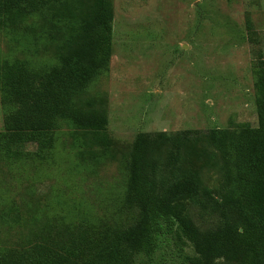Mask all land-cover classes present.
Instances as JSON below:
<instances>
[{
  "label": "rangeland",
  "instance_id": "374dc122",
  "mask_svg": "<svg viewBox=\"0 0 264 264\" xmlns=\"http://www.w3.org/2000/svg\"><path fill=\"white\" fill-rule=\"evenodd\" d=\"M97 1L52 0L32 15L3 21L0 65L26 61L41 72L61 63ZM107 4L108 67L72 96L74 107L106 113L107 125L87 129L59 119L40 140L0 142V258L58 264L56 253L82 256L101 233L135 225L140 209L125 197L139 132L199 130L183 143L176 164L168 162L169 144L160 142L146 159L147 181L158 190L182 176L195 178L200 191L179 199L180 212L198 235L221 223L200 205L203 190L212 199L223 192L224 161L208 131L258 124L254 70L264 66V0ZM8 109L0 91L1 132ZM155 238L149 256L127 248L130 264H246L240 246L204 260L176 217L161 221Z\"/></svg>",
  "mask_w": 264,
  "mask_h": 264
},
{
  "label": "trees",
  "instance_id": "16d2710c",
  "mask_svg": "<svg viewBox=\"0 0 264 264\" xmlns=\"http://www.w3.org/2000/svg\"><path fill=\"white\" fill-rule=\"evenodd\" d=\"M51 1L0 0V26L5 20L11 21L14 15H32ZM111 32L112 13L107 0H98L90 17L82 22L79 39L61 63L41 72L31 70L26 61L2 63L1 100L9 109L4 116L5 130L0 131V142L10 145L40 140L57 127L59 119H67L81 128L103 129L107 125L106 113L78 109L72 103V96L107 69ZM254 75L257 126L239 123L233 128L214 127L208 131L211 144L224 161L221 198L212 199L203 190L205 197L200 203L202 212L220 219L215 229L198 235L191 221L179 210L178 201L182 196L200 191L195 178L182 176L158 190H153L147 181L146 159L160 142L169 144L168 162L176 164L183 143L199 130L185 129L173 134L139 132L131 151L125 197L128 206L140 209L138 222L122 231L101 233L82 256L73 250L64 255L58 252L55 261L58 264H130L127 248L151 255L161 221L176 217L204 260L214 261L227 249L240 246L246 264H264V66H256ZM44 263L48 264V258ZM0 264L28 263L0 258Z\"/></svg>",
  "mask_w": 264,
  "mask_h": 264
}]
</instances>
